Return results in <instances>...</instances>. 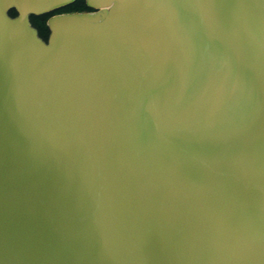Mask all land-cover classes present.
I'll use <instances>...</instances> for the list:
<instances>
[{
  "label": "water",
  "instance_id": "95a60500",
  "mask_svg": "<svg viewBox=\"0 0 264 264\" xmlns=\"http://www.w3.org/2000/svg\"><path fill=\"white\" fill-rule=\"evenodd\" d=\"M76 1L0 0V264H264V0Z\"/></svg>",
  "mask_w": 264,
  "mask_h": 264
},
{
  "label": "trees",
  "instance_id": "16d2710c",
  "mask_svg": "<svg viewBox=\"0 0 264 264\" xmlns=\"http://www.w3.org/2000/svg\"><path fill=\"white\" fill-rule=\"evenodd\" d=\"M83 11H88L87 7L85 6L84 0H77L75 3L72 5L61 9L59 11L46 14L43 16H38V17H30V22L31 25L37 30L38 35L40 38L46 39L47 35L49 34L48 28L46 26V21L49 17L55 14H61V13H70V12H83ZM11 17L16 16V13L12 11L10 13Z\"/></svg>",
  "mask_w": 264,
  "mask_h": 264
},
{
  "label": "flooded vegetation",
  "instance_id": "af4514ba",
  "mask_svg": "<svg viewBox=\"0 0 264 264\" xmlns=\"http://www.w3.org/2000/svg\"><path fill=\"white\" fill-rule=\"evenodd\" d=\"M48 36H49V34L47 35V37H46V39H43V38H41L44 42H47V40H48Z\"/></svg>",
  "mask_w": 264,
  "mask_h": 264
}]
</instances>
